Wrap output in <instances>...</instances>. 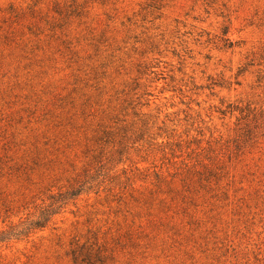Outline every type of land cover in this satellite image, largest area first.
Masks as SVG:
<instances>
[{
    "label": "rangeland",
    "instance_id": "rangeland-1",
    "mask_svg": "<svg viewBox=\"0 0 264 264\" xmlns=\"http://www.w3.org/2000/svg\"><path fill=\"white\" fill-rule=\"evenodd\" d=\"M88 262L264 264V0H0V264Z\"/></svg>",
    "mask_w": 264,
    "mask_h": 264
},
{
    "label": "trees",
    "instance_id": "trees-1",
    "mask_svg": "<svg viewBox=\"0 0 264 264\" xmlns=\"http://www.w3.org/2000/svg\"><path fill=\"white\" fill-rule=\"evenodd\" d=\"M142 125L145 126V123H143ZM121 130L123 131H122V134H120L119 140L117 142L118 145L120 146L116 150L117 153L122 151L123 147H126L125 142L129 139L126 136L127 130L126 129H121ZM109 134L110 132L103 131L102 136L99 137L98 141H102V142L105 141L106 143V140H103V138H106ZM96 158L98 157L96 156ZM96 164L97 163H94V166H93L94 173L89 174L87 172L89 169H87V171H84L83 179L81 180L76 179L74 183L70 184V186L65 191H62L61 189H59L60 191H58L56 195L49 196V199H51V201L48 204L39 206L38 214L35 215L34 218L30 219V216L28 215L24 220L20 221L17 225H13L14 227L12 226L10 228L13 231L16 230L13 235L28 236V234L32 232V230L43 228L46 225V223L50 220L51 216L56 212L55 210L56 208H59L61 205L67 203L68 199L75 198L76 196H78L81 193L82 185H84L89 180L93 181L94 178L97 177V175H99L98 171L101 170L102 164L101 165L99 164L96 165ZM155 177H156V180L159 182L161 177L157 173H155ZM71 254H72V260L74 262H77L75 251L72 250ZM86 264H90V263L88 262Z\"/></svg>",
    "mask_w": 264,
    "mask_h": 264
}]
</instances>
